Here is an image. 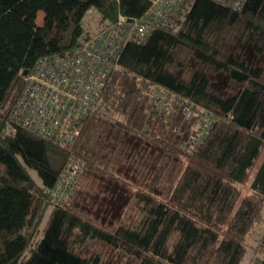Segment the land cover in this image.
<instances>
[{
  "label": "trees",
  "instance_id": "obj_1",
  "mask_svg": "<svg viewBox=\"0 0 264 264\" xmlns=\"http://www.w3.org/2000/svg\"><path fill=\"white\" fill-rule=\"evenodd\" d=\"M151 1L0 0V264H102L98 253H85L90 241L130 264L242 263L248 233L264 221V156L251 178L264 153V57H243L245 43L264 55V0H244L239 8L192 0L175 29L157 28L144 42L123 45L72 148L85 164L62 205L51 202V192L68 151L10 118L35 61L90 34L83 27L89 9L102 25L119 15L136 20ZM190 60L195 66L184 74ZM216 74L234 90H214ZM155 86L212 113L200 142L192 141L196 121L182 105L159 108ZM122 161L131 174L121 171ZM121 173L136 183L130 190L137 216L102 225L75 207L81 177L89 188L116 186ZM249 264H264V257Z\"/></svg>",
  "mask_w": 264,
  "mask_h": 264
},
{
  "label": "built area",
  "instance_id": "obj_2",
  "mask_svg": "<svg viewBox=\"0 0 264 264\" xmlns=\"http://www.w3.org/2000/svg\"><path fill=\"white\" fill-rule=\"evenodd\" d=\"M189 0H152L132 21L123 15L87 34L79 46L56 55L39 57L25 75L10 110L11 120L24 129L68 151L67 159L51 192V202L65 203L85 161L72 151L86 117L95 108L104 82L117 64L123 45L144 42L155 29H175ZM239 8L244 0H218ZM152 95L160 109L182 105L187 119L195 120L192 141L198 143L213 123V115L196 104L181 102L167 89L155 86Z\"/></svg>",
  "mask_w": 264,
  "mask_h": 264
},
{
  "label": "rangeland",
  "instance_id": "obj_3",
  "mask_svg": "<svg viewBox=\"0 0 264 264\" xmlns=\"http://www.w3.org/2000/svg\"><path fill=\"white\" fill-rule=\"evenodd\" d=\"M192 0H189L187 3L188 7ZM43 11H39L37 15V23L40 25L42 23ZM102 19L99 14L94 9H89L83 19V27L90 34L94 33L97 28L101 25ZM243 57L253 62H262L264 55L262 57H257L252 50H250V45L247 43L244 44ZM249 48V49H248ZM195 66L193 61H187L186 63V72L190 67ZM183 73V71H182ZM216 83L214 85V90H224L230 92L234 88L226 87L225 77L221 74H216ZM104 152H109L107 149ZM94 154V150L91 152V155ZM104 155V154H103ZM264 153L261 155L253 171L251 172V178L253 177L256 168L258 167ZM104 156H98L97 161L99 162L104 160ZM123 162V161H122ZM120 162H117L115 165L118 166ZM135 165V164H134ZM31 176L35 178L37 182H40L39 177L35 170L29 169ZM124 172H133L128 170L127 165H124L121 170ZM122 175L119 176V181L116 182L117 185L112 184L108 185L105 181L99 182L95 187L89 188L86 186L85 177H81L78 187L72 194L73 202L75 207L78 209L83 208L91 213V216L96 219L99 224L108 225L109 223H115L117 220L125 218L127 215L137 216L138 210L137 207H134L135 200L131 197L130 188H135L136 183L130 182L127 179H124ZM130 173V174H131ZM90 192L86 195L85 191ZM242 196L249 191V183L247 182L241 187ZM82 196V197H81ZM71 197V198H72ZM83 197H86L88 200L85 201ZM83 199V200H82ZM97 199V200H96ZM100 201V204L98 202ZM93 204V205H92ZM262 216L264 217V202L261 210ZM264 228V221H259L255 223L251 231L248 233L245 243H246V253L242 260L241 264H249L255 255L264 257V247L260 245V236ZM98 253L100 255L102 264H130V261L127 256L123 255L120 252H117L101 242L90 241L86 247L85 253Z\"/></svg>",
  "mask_w": 264,
  "mask_h": 264
},
{
  "label": "water",
  "instance_id": "obj_4",
  "mask_svg": "<svg viewBox=\"0 0 264 264\" xmlns=\"http://www.w3.org/2000/svg\"><path fill=\"white\" fill-rule=\"evenodd\" d=\"M129 20H131V21H132L133 19H129Z\"/></svg>",
  "mask_w": 264,
  "mask_h": 264
}]
</instances>
